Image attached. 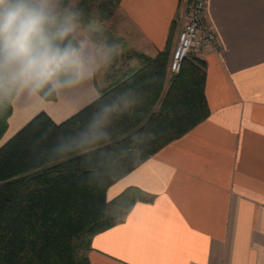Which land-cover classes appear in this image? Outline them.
Wrapping results in <instances>:
<instances>
[{"label":"crops","instance_id":"obj_1","mask_svg":"<svg viewBox=\"0 0 264 264\" xmlns=\"http://www.w3.org/2000/svg\"><path fill=\"white\" fill-rule=\"evenodd\" d=\"M182 1L120 0L105 39L172 56ZM207 16L219 44L194 57L206 63L210 115L109 188V201L130 188L154 200L92 237L91 264H264V0H208ZM106 68L42 105L16 94L0 144L42 112L61 124L95 102Z\"/></svg>","mask_w":264,"mask_h":264},{"label":"trees","instance_id":"obj_2","mask_svg":"<svg viewBox=\"0 0 264 264\" xmlns=\"http://www.w3.org/2000/svg\"><path fill=\"white\" fill-rule=\"evenodd\" d=\"M93 2H78L84 24ZM169 54L170 47L155 58L130 54L143 65L124 78L118 55L99 99L61 124L42 112L0 144V264H91L92 237L154 200L137 188L112 201L107 192L210 115L206 63L190 56L170 75ZM15 95L0 96V142Z\"/></svg>","mask_w":264,"mask_h":264},{"label":"clouds","instance_id":"obj_3","mask_svg":"<svg viewBox=\"0 0 264 264\" xmlns=\"http://www.w3.org/2000/svg\"><path fill=\"white\" fill-rule=\"evenodd\" d=\"M118 55L116 41L82 28L76 0H0V96L16 93L42 105L91 81Z\"/></svg>","mask_w":264,"mask_h":264},{"label":"built area","instance_id":"obj_4","mask_svg":"<svg viewBox=\"0 0 264 264\" xmlns=\"http://www.w3.org/2000/svg\"><path fill=\"white\" fill-rule=\"evenodd\" d=\"M179 21L181 30L169 65L170 73L181 72L190 56H199L207 46L218 47L219 40L207 16L208 0H183Z\"/></svg>","mask_w":264,"mask_h":264},{"label":"rangeland","instance_id":"obj_5","mask_svg":"<svg viewBox=\"0 0 264 264\" xmlns=\"http://www.w3.org/2000/svg\"><path fill=\"white\" fill-rule=\"evenodd\" d=\"M78 2L79 0H76L77 7H78ZM117 6L118 5L116 4L115 0H95V2H93L92 5L88 8V10L84 13L86 20L85 25L94 30L95 28L98 29L101 32L103 39L105 38L108 39L109 32L112 30L111 27L115 25L113 20V15ZM169 55L171 61V57H172L171 52ZM170 61H169V65H170ZM141 63L142 62L139 61V59H137L135 56L130 57V53L126 52V50L123 48L122 52L120 53V62L117 67L119 72V77L124 78L130 72L142 67L143 64ZM106 69L107 71H105L104 74L107 76L110 69V64L107 66ZM169 74H170V68H169ZM110 85L111 83H109L107 87Z\"/></svg>","mask_w":264,"mask_h":264},{"label":"water","instance_id":"obj_6","mask_svg":"<svg viewBox=\"0 0 264 264\" xmlns=\"http://www.w3.org/2000/svg\"><path fill=\"white\" fill-rule=\"evenodd\" d=\"M84 21L83 17H81V23Z\"/></svg>","mask_w":264,"mask_h":264}]
</instances>
